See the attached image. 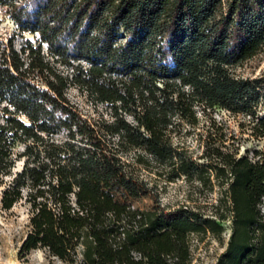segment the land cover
<instances>
[{"label": "trees", "instance_id": "obj_1", "mask_svg": "<svg viewBox=\"0 0 264 264\" xmlns=\"http://www.w3.org/2000/svg\"><path fill=\"white\" fill-rule=\"evenodd\" d=\"M0 3L19 31L38 34L19 48L0 42V185L24 162L0 202L10 209L28 187L21 253L42 248L65 264H191V234L221 235L228 214L134 205L145 189L123 156L141 147L171 177L227 183L231 232L215 264H264V152L210 145L197 163L171 140L182 122H198L197 108L215 107L248 116L251 133L264 136V73L234 71L263 50L264 0ZM72 85L111 118L85 116Z\"/></svg>", "mask_w": 264, "mask_h": 264}, {"label": "rangeland", "instance_id": "obj_2", "mask_svg": "<svg viewBox=\"0 0 264 264\" xmlns=\"http://www.w3.org/2000/svg\"><path fill=\"white\" fill-rule=\"evenodd\" d=\"M5 9L0 3V42H11L19 48L27 38L35 41L38 34L19 31ZM43 48L46 51L47 46L44 44ZM234 71L243 77L263 74L264 47L257 55L237 64ZM67 93L85 116L92 119H98L100 115L107 119L111 118L107 104L94 102L77 86H70ZM197 114L196 124L182 122L178 130L172 133L171 138L174 146L185 149L197 163L205 162L201 156L210 145L224 144L222 147L224 150L238 151L239 155L248 154L250 157H254L256 149L264 152V136L257 137L251 133L248 116L235 114L222 107L208 108L205 111L197 108ZM128 118L131 119L130 116ZM23 147V144H20L18 149L22 150ZM123 159L129 162L128 168L132 170L135 180L145 189V194L142 196L129 199L134 205L147 209L166 210L187 207L189 210L212 217H216V214L222 211L228 214V219L223 222L224 230L221 235L211 231H207L204 235L191 234V264H215L225 250L231 232V212H229L231 203L226 193L227 183L222 185L214 175H211V182H203L185 174L171 177L174 174L171 166L161 163L141 147L131 148L124 154ZM23 163L22 159L18 160L12 172L3 176L0 198L2 190L13 181L14 176L22 169ZM98 182L103 190H109L114 198L126 197L123 190L117 186L113 187L107 180L100 179ZM27 193L28 187H23L22 197L10 209L2 208L0 202V264H65L42 248L32 249L26 254L20 252L23 238L29 229L30 204L27 201Z\"/></svg>", "mask_w": 264, "mask_h": 264}]
</instances>
